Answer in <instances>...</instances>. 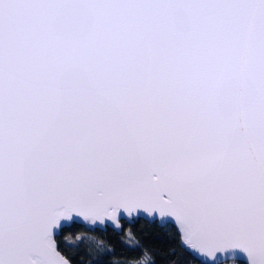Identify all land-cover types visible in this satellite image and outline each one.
Listing matches in <instances>:
<instances>
[{
  "label": "snow or ice",
  "instance_id": "1",
  "mask_svg": "<svg viewBox=\"0 0 264 264\" xmlns=\"http://www.w3.org/2000/svg\"><path fill=\"white\" fill-rule=\"evenodd\" d=\"M117 249L264 264V0H0V264Z\"/></svg>",
  "mask_w": 264,
  "mask_h": 264
},
{
  "label": "trees",
  "instance_id": "2",
  "mask_svg": "<svg viewBox=\"0 0 264 264\" xmlns=\"http://www.w3.org/2000/svg\"><path fill=\"white\" fill-rule=\"evenodd\" d=\"M136 230H142V235L144 237V240L146 243H148L154 251L157 252L158 255L164 256L167 255V252L169 250L170 246V241L173 238L172 233L168 232L165 234L164 230L161 229L160 227H157L154 224L146 223L145 221H140L139 223L136 224L135 226ZM128 231H133V228L129 226L128 228L125 229V234L121 237L115 238V239H122L125 240L126 243L132 244V241L127 240L126 234ZM92 237L93 240H99V237L92 235V234H87ZM108 237L111 239V233L107 234ZM66 239H71V237H66ZM107 243V241H103ZM109 247H112L111 244L108 245ZM171 247H174L172 245ZM118 255L113 257L112 259L116 262V264H120V262L124 259V255L120 254V250L117 249ZM178 257L181 258L184 261V264H196V261L192 260L191 257H186L183 255V253H180L179 250L177 249Z\"/></svg>",
  "mask_w": 264,
  "mask_h": 264
}]
</instances>
